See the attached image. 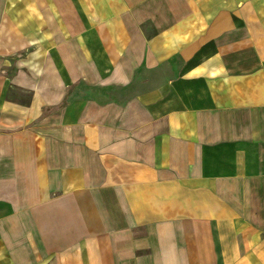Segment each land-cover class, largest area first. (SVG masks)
<instances>
[{
	"label": "crops",
	"instance_id": "0c3cea01",
	"mask_svg": "<svg viewBox=\"0 0 264 264\" xmlns=\"http://www.w3.org/2000/svg\"><path fill=\"white\" fill-rule=\"evenodd\" d=\"M0 264H264V0H0Z\"/></svg>",
	"mask_w": 264,
	"mask_h": 264
}]
</instances>
